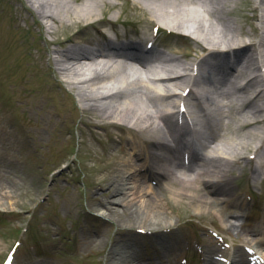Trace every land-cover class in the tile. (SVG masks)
<instances>
[{
  "label": "bare ground",
  "instance_id": "1",
  "mask_svg": "<svg viewBox=\"0 0 264 264\" xmlns=\"http://www.w3.org/2000/svg\"><path fill=\"white\" fill-rule=\"evenodd\" d=\"M27 1L36 12V21L43 33L55 36L49 40V45L53 47L45 49V56L50 57L52 62L46 69L47 78L52 77L56 85L66 83L75 90L85 112L95 113L105 128L113 126L120 131L118 151L112 157L105 151L106 168L101 169L104 175L98 181L110 195L120 193L118 199H110V202L107 199L103 205L110 216L113 213L128 215V218L139 223L138 227L141 228L145 225L157 226L158 241L161 244L169 241V237L160 231L168 224L167 214L159 211L158 202L148 195L147 198L144 197V204L134 202L137 197L147 194V189H151L150 185H145L141 180L142 166L146 167L147 173L162 181L174 199H186L197 211L215 209L214 202H232L233 191L230 184L233 182L234 169L238 167L237 162L253 163L254 160L260 159V164L263 163L264 0H256L258 5L255 8L262 12L258 17L261 29L258 42L247 41L245 36L237 39L243 32L240 23L232 14L238 11L239 3L244 0H134L136 6L145 13V21H151L178 33L187 31L197 38L195 51H198L199 57L195 60H184L183 49L177 50L180 53L165 54L172 65L173 76L172 84L167 89L168 99L173 101V108L167 112L164 111L161 98L153 93L150 77L147 75L143 77L140 69L134 67L138 64L149 71L151 58L148 55L139 52L132 43L120 46L111 37L99 40L76 34L79 28L94 27L98 30L100 24L111 22V18L97 16L101 5H114L110 0ZM200 11H204L205 15L200 14ZM59 28L64 32V38L58 36ZM142 35L151 34L144 30ZM200 51L204 53L201 54ZM97 57L118 59L116 64L110 66L101 62L98 64ZM190 65L193 67L200 65L203 71L200 78H193L192 73L188 72ZM210 69H217L233 77L229 82L230 94L220 86L213 93H209V90H213L211 86H215L212 82L210 87L203 86V79L209 80V74L213 73H208ZM129 76L132 79H129ZM109 78L112 80L111 83H107ZM199 87L205 93H199ZM188 89L196 90L195 94L192 91L193 105L190 106L192 108L190 114L195 111L196 114L204 116L202 124L196 130L199 143L210 156L209 158L200 154L198 157L205 165V169L202 170L204 189L199 183H195L198 179L185 178L187 176L178 179L181 184L179 188H173L162 180L170 173L178 176L169 168L168 172L163 173L160 164L161 161L167 160L172 167H179L175 150L179 148L183 134H176L179 125L174 122V118L179 115L180 118L181 115L187 117L189 114L188 112L183 115L180 111L181 102H184L182 96ZM111 90L115 91L106 93ZM214 93L218 95L217 98L212 95ZM138 95L145 96L146 104L140 98L133 100L132 97ZM157 110L160 114H155ZM223 116H226L227 120ZM86 124L93 127L90 120ZM0 129L2 130L0 137L4 141L12 139L29 144L33 138L43 139L41 136L23 133L17 137L15 133H8L3 124H0ZM125 133L129 136H125ZM141 140L144 144L138 147ZM252 154L255 155V159L251 157ZM119 162L121 165L130 164L134 169L138 166V169L134 170V176L140 180L128 194L119 186L121 182L117 166ZM261 169V165L252 169L255 178L260 171L262 173ZM175 177L171 176V179ZM4 189L2 182L0 199L9 200L12 196ZM131 194L134 196L129 198ZM114 202L120 203L121 209L113 206ZM229 215L232 218L239 217L237 210ZM259 241L261 240H257ZM125 243H122L120 236L114 241L112 249L108 252L112 257V264H143L139 258V249L131 247V241Z\"/></svg>",
  "mask_w": 264,
  "mask_h": 264
},
{
  "label": "rangeland",
  "instance_id": "2",
  "mask_svg": "<svg viewBox=\"0 0 264 264\" xmlns=\"http://www.w3.org/2000/svg\"><path fill=\"white\" fill-rule=\"evenodd\" d=\"M99 1L105 2V0ZM110 1L114 5H101L97 16L99 18L108 16L111 19L120 17V25L117 28L121 32L126 31L121 25L125 21L130 23L129 29L137 30L140 36L144 30L151 32L153 26H156L151 21H145L146 15L136 3L128 8L123 0ZM253 1V3L250 0L241 1L238 11L232 16L240 23L243 32L237 39L245 36L247 41L258 42L261 34L258 17L262 12L256 10L258 3L256 0ZM105 10H108V13ZM36 19V12L32 10L29 1L0 0V120L6 131L15 133L17 137L22 133L43 137V139L33 138L29 144L12 139L6 142L0 140V156L4 155L3 160L0 159V166L7 170L6 184L12 196L9 200L0 199V207L10 211H20L23 226H26L29 219L37 214L36 211L43 214L49 209L59 213L60 217L56 218L63 220L72 230L73 237L81 242L82 255L76 259L79 264H112V257L108 252L119 236L123 244L131 241V247L135 250L139 249L140 259L147 256L146 251L151 253L149 251L151 249H156L157 253L162 252L165 255H170V251H174L175 246L180 250L184 249L185 235L180 230H185L194 217L203 216L211 219L213 210L197 211L186 199L176 198V200L170 197L171 194L167 189L164 191V187L161 190L154 189L157 195L148 190L149 194L160 200L159 211L165 213L164 209H166L165 204L162 205L164 201L161 197H166V201L170 202L169 210L172 211L166 213L168 225L172 227L177 225L179 219L183 224L187 221L186 227H179L170 234L174 245L163 246H158L155 235L137 233L141 228L138 227L140 224L131 221L128 215L113 213L110 216L103 205L107 199L109 202L110 199H118L120 193L110 195V192L99 185L98 181L104 175L101 169L106 168L105 151L109 157L118 151L120 131L113 126L105 128L95 113L85 112L75 90L66 83L61 82L60 85H56L52 77L47 78L46 69L52 62L50 57L45 56V49L53 47L49 45V40L55 36L44 34ZM58 30V36L64 38L63 30L61 28ZM169 32L170 29L163 27L159 36L162 47L172 53H180L177 50L183 49L185 51L183 53L185 59H183L187 61L199 57L198 51H195L197 48L195 37L186 36L185 32ZM76 34L89 39L96 38L91 27L79 28ZM115 38L114 36L113 40L117 41ZM186 52L189 54L187 55ZM200 53L204 52L200 51ZM209 72L214 70L210 69ZM88 120L92 122L93 127L86 124ZM106 146L111 149L108 150ZM101 147H106V150ZM252 165L263 167L264 161L262 164L260 159L254 160L253 163L237 162L238 167L234 169L231 188L238 185L254 188L264 198V181L259 183L260 178L255 179L251 173ZM117 166L121 176L119 186L128 194L137 182L134 176L136 169L130 164L121 165V162ZM172 184L179 186V183ZM239 191L240 189L238 193ZM133 196L131 194L128 197ZM144 199V196H139L134 202L141 205L144 204ZM112 205L120 209L122 207L118 202ZM214 205L217 210L221 208L216 202ZM226 215V213L225 217L218 215L219 227L227 230L231 228L230 233L233 236L234 234L248 236L230 227L231 220ZM10 225L15 228L17 224ZM156 227L145 225L143 229L153 232L156 231ZM51 229L54 231L55 227ZM6 234L9 235L8 232ZM41 235L40 233L38 236L39 241H42ZM11 242V237L0 234V257L6 255ZM144 243L148 244L149 250ZM206 243L209 244L208 241ZM206 247H204L205 252ZM67 256L58 255L57 264H72ZM34 259L37 261L36 257ZM196 261L203 262L202 258H197ZM73 264H77L75 260Z\"/></svg>",
  "mask_w": 264,
  "mask_h": 264
}]
</instances>
